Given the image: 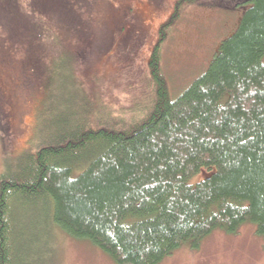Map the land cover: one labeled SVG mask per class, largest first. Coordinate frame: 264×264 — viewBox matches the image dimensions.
<instances>
[{
	"label": "trees",
	"instance_id": "obj_1",
	"mask_svg": "<svg viewBox=\"0 0 264 264\" xmlns=\"http://www.w3.org/2000/svg\"><path fill=\"white\" fill-rule=\"evenodd\" d=\"M244 2L239 24L176 95L158 42L128 109L88 101L48 59L30 89L34 129L0 174V264H28L36 239L27 230H39L43 209L117 264H158L215 228L236 231L247 221L264 235V0ZM2 111L0 103L11 142Z\"/></svg>",
	"mask_w": 264,
	"mask_h": 264
},
{
	"label": "rangeland",
	"instance_id": "obj_2",
	"mask_svg": "<svg viewBox=\"0 0 264 264\" xmlns=\"http://www.w3.org/2000/svg\"><path fill=\"white\" fill-rule=\"evenodd\" d=\"M4 1L0 103L12 141L0 127V174L12 167L10 160L22 153L34 129L28 99L36 91L30 89L47 73L49 61L75 79L74 87L88 101L128 109L146 84L148 60L158 42L163 70L176 95L202 74L247 8L245 0ZM42 61L41 70L38 65L31 69ZM62 90L67 94L68 88ZM47 210L35 214L39 230L34 232L32 225L27 230L36 239L27 253L28 264H117L90 241L60 228ZM158 264H264V235L251 221L236 231L215 228L197 247L184 243Z\"/></svg>",
	"mask_w": 264,
	"mask_h": 264
}]
</instances>
